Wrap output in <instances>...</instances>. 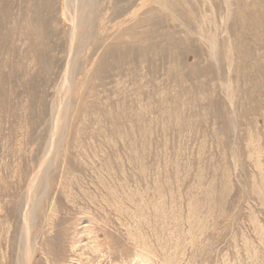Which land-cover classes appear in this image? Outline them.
Returning a JSON list of instances; mask_svg holds the SVG:
<instances>
[{
  "label": "rangeland",
  "instance_id": "rangeland-1",
  "mask_svg": "<svg viewBox=\"0 0 264 264\" xmlns=\"http://www.w3.org/2000/svg\"><path fill=\"white\" fill-rule=\"evenodd\" d=\"M130 1L76 55L32 264H264V0ZM65 13L0 0V264L65 111Z\"/></svg>",
  "mask_w": 264,
  "mask_h": 264
},
{
  "label": "bare ground",
  "instance_id": "bare-ground-1",
  "mask_svg": "<svg viewBox=\"0 0 264 264\" xmlns=\"http://www.w3.org/2000/svg\"><path fill=\"white\" fill-rule=\"evenodd\" d=\"M62 2L65 8L66 17L70 23L69 32L67 35V39L69 41L70 59L59 88L62 91L61 93H63V101L60 102L61 105L60 108L61 107L64 108L65 111L64 114L61 113L59 115L58 114L59 111L58 112L54 111L55 109L52 110L51 127H50V133H49L47 145L44 149L42 157L40 158V164L38 165L36 170H34L30 174L27 185L25 187L24 196H23L24 200L22 201L21 204L20 218H19L20 219L19 220L20 221L19 251L17 253L15 264H32L34 260V252H35L34 238L36 235L34 236L33 229L35 225L36 226L38 225L37 221L40 219L42 215V207H41L43 204L42 197L44 196L45 192L48 191L47 189L50 187V183L48 181L49 170H51L55 165L54 163L56 161L59 147H62L60 146L62 142V138L64 137V133L67 130V126H65L63 121L65 119V114L69 107L70 94L78 93V91L73 92L72 90L73 87L72 73L73 71H75L74 65H75V60L77 58L76 55H78L77 53L81 52L82 49L86 46L89 40L88 37H90L89 36L91 33L90 29L92 28L93 25L94 16L97 14V9L100 7L99 0H62ZM131 3H133L132 0L129 2V6H131ZM135 10L136 9H132L131 12H135ZM116 14L117 11L112 12L111 15L109 16V19L111 20L112 18H115ZM130 20H134V17L132 16ZM137 23L138 21H134L133 26H135ZM120 36L121 33H118L116 37L121 38Z\"/></svg>",
  "mask_w": 264,
  "mask_h": 264
}]
</instances>
